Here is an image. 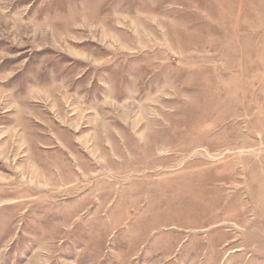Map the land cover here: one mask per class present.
Instances as JSON below:
<instances>
[{
	"label": "rangeland",
	"instance_id": "374dc122",
	"mask_svg": "<svg viewBox=\"0 0 264 264\" xmlns=\"http://www.w3.org/2000/svg\"><path fill=\"white\" fill-rule=\"evenodd\" d=\"M0 264H264V0H0Z\"/></svg>",
	"mask_w": 264,
	"mask_h": 264
},
{
	"label": "bare ground",
	"instance_id": "6f19581e",
	"mask_svg": "<svg viewBox=\"0 0 264 264\" xmlns=\"http://www.w3.org/2000/svg\"><path fill=\"white\" fill-rule=\"evenodd\" d=\"M78 176H79V178H82L83 177L81 174H79Z\"/></svg>",
	"mask_w": 264,
	"mask_h": 264
}]
</instances>
